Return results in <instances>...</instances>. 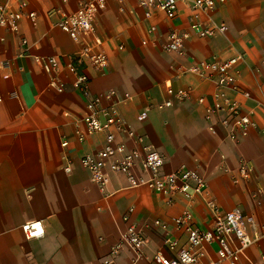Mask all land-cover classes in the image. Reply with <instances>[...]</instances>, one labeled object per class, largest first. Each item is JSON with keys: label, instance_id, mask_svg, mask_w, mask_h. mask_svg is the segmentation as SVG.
<instances>
[{"label": "crops", "instance_id": "0c3cea01", "mask_svg": "<svg viewBox=\"0 0 264 264\" xmlns=\"http://www.w3.org/2000/svg\"><path fill=\"white\" fill-rule=\"evenodd\" d=\"M25 1L18 32L0 27V264H103L125 226L122 215L129 207L146 238L137 264L149 263L157 250L173 256L176 248L168 249L167 238L176 240L177 248L186 241L185 232L171 220L185 206L179 195L169 203L146 187L129 188L121 173H109L104 194L90 181L89 171L78 159L100 149L104 133L77 139L84 126L79 121L86 114V99L73 86L75 72L88 75L92 94L117 91L118 115L164 156L165 172L182 167L196 170L219 208H237L253 217L257 229L264 227V206L253 196L258 189L264 192V0H228L200 12L201 24L227 25L223 34L207 38L189 29L191 12L182 4L176 17L167 19L157 10L145 18L134 0L122 5L107 2L89 39L108 58L103 71L72 60L84 41H73L56 26L59 14L48 15L51 9L73 11L77 0ZM29 11L36 14L35 24L26 15ZM151 24L157 28L155 35L147 33ZM170 29L189 33L182 54L160 48ZM239 54V90L228 93L257 127L233 142L221 128L208 131L204 105L197 102L201 95L210 101L213 82L186 69L202 59L225 60ZM33 55L60 56L62 92L49 87V76ZM187 87L193 89L188 99H173L171 91ZM125 93L129 98L121 100ZM168 98L172 105L159 109L157 105ZM124 140L128 149L134 145L127 137ZM242 159L251 168L249 178L234 181ZM67 163L69 172L63 169ZM191 211L194 226H212L203 197H194ZM155 219L166 222L167 228L151 225ZM33 220L42 223L41 237L28 238L20 228ZM215 247L211 242L198 248L200 264L216 259ZM261 251L259 243L252 244L239 264H262ZM131 256L124 248L110 264H132Z\"/></svg>", "mask_w": 264, "mask_h": 264}, {"label": "built area", "instance_id": "2783aa9c", "mask_svg": "<svg viewBox=\"0 0 264 264\" xmlns=\"http://www.w3.org/2000/svg\"><path fill=\"white\" fill-rule=\"evenodd\" d=\"M117 2L122 5L124 0H77L76 8L71 12L59 9H51L48 15L59 14L56 26L66 32L75 42L84 41L82 46L73 55V61L85 63L96 71H103L108 65V58L102 50L94 49V43L89 39L95 32L94 21L98 13L107 2ZM143 10L144 17L150 18L154 11H161L167 19H173L178 12V5L182 4L190 10L189 29L200 38L213 37L223 34L227 25L223 22L210 21L201 24L198 20L200 12H209L216 6L228 0H134ZM25 0H0V27L17 33L19 21L26 8ZM122 7V6H120ZM32 24L36 22V14L33 11L26 13ZM157 28L149 25L147 33L155 35ZM189 33L185 30L170 29L163 37L160 48L168 52L183 53V47ZM147 40H142L146 44ZM27 43L25 38L21 44ZM95 43H98L95 40ZM36 63L49 76L48 85L57 92L64 90V83L60 79V56L33 55ZM242 56L235 55L225 60L202 59L186 70L197 74L201 78H208L213 82L215 90L211 94L210 101L204 95L197 98V102L204 105V119L208 131L215 133L218 128L224 131L225 136L238 142L246 137L251 129L257 127L250 113L242 111L239 102L232 98L229 90L237 92V79L239 69L236 67ZM264 67V57H262ZM73 86L85 97L86 114L79 121L83 123V130L77 132V139L82 141L86 135L104 133V141L100 149L95 153H86L79 157L80 165L89 171L90 181L96 185L100 193H106L109 181V173H121L125 176L127 187H146L163 195L167 202L171 203L173 197L179 195L185 201L181 212L171 220L176 229H181L186 234L183 246L177 248L174 239H165L168 249L175 250L173 256L157 250L147 264H200V248L205 243L216 244V259L209 264H239L245 249L254 243L262 246L260 253L261 263L264 264V227L257 229L254 219L250 215L243 214L239 209L222 210L214 199L207 195L206 182L196 170L179 168L172 172L163 170L164 156L151 145L144 142V137L135 133L116 111L118 94L115 89H108L103 93L92 94L89 86V77L83 72H75ZM173 99L183 101L188 99L193 89L191 87L176 89L170 92ZM244 95L248 94L244 92ZM129 98L125 93L121 100ZM172 98L165 99L157 107L162 109L172 105ZM123 136V137H122ZM124 137L133 142L131 148L126 147ZM65 146L67 143H61ZM65 172L71 170L67 163L63 167ZM139 169V171H138ZM251 168L245 160H240L237 166L238 177L249 178ZM203 197L205 205L210 213L212 226L208 229H200L193 224L191 206L194 197ZM253 196L260 198L258 203L264 206V192L256 190ZM133 207H129L122 215L125 226L119 233L117 241L110 246L103 258V264H110L114 257L124 248L131 253L132 264H137L143 256V247L146 238L142 228L132 219ZM151 225L161 229L167 228V223L159 219L152 221ZM26 237H41L43 226L41 221H27L20 226ZM248 228L253 229L250 234ZM236 241V245H234Z\"/></svg>", "mask_w": 264, "mask_h": 264}]
</instances>
